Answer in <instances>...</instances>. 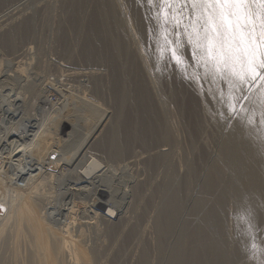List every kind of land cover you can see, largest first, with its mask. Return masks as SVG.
<instances>
[{"label":"bare ground","instance_id":"1","mask_svg":"<svg viewBox=\"0 0 264 264\" xmlns=\"http://www.w3.org/2000/svg\"><path fill=\"white\" fill-rule=\"evenodd\" d=\"M71 1L74 4H70V5L68 4L69 7L73 5L72 7H76L79 12L83 11L81 5L86 0H71ZM149 2L150 4L153 3L152 0H149ZM103 4H105V2H103ZM138 4L142 5L143 7H145V5H149L147 0L145 1L140 0ZM105 5L109 6V3ZM8 6L6 8L10 10ZM104 6H103L104 10L108 8V7L105 8ZM148 7L149 6H147V9L146 8L144 9L147 12L149 11L148 9L151 8ZM141 8L140 10H142ZM111 9H116V8L115 6H113L111 7ZM109 10L110 8H108L107 11ZM1 12L2 15L3 11ZM147 12L145 13L144 11L145 14H147ZM6 15L4 14L3 16L6 17ZM144 15L142 16L145 19ZM148 15L147 17H150ZM117 16L119 17L118 14ZM117 16H115L117 20H115L114 18L116 22L113 21L112 23H114V25L113 24L112 25L118 26L119 30L109 29L110 32L106 30V33H104V32H96L94 29L95 32L93 31L89 33L88 31L87 38L83 36L85 37V39H87L86 41L87 45L84 49L85 52L84 54L87 59L89 58L91 59L92 57H94L92 56L93 54L100 55L101 53H103L102 48L96 47L97 46L96 44L102 42L101 38L104 36V34H107V32H108V37H110L111 39L110 41L109 40L107 41L111 42L110 46L113 47L111 49L108 48L109 50H107L110 54V59L115 63V61H118L117 57L120 58L119 56L121 54H124L126 58L125 56L122 55L120 59H122L123 57L126 60L129 59L127 57L128 54L130 53L128 52L129 45L126 42L127 36L124 33L126 31L123 32L122 29L123 27V22L121 21L122 17L121 18L119 17L120 18L119 19L117 18ZM100 18L102 17L100 16ZM94 19L97 18H93V20ZM104 22L105 21H103L102 23ZM140 22L142 23V21ZM22 24L13 26L8 31L7 33L8 35L0 39L4 47L10 50V52L12 51L11 52L12 54L14 53V56L12 57L13 59H15L16 57L17 58L21 57L27 53L26 48L28 45L27 46L25 45L24 42L25 39L23 37L22 32H24L25 34V31L27 30L32 31L34 29L33 20L27 22L26 24L24 23V25ZM105 25L107 27V25L110 24L104 23L103 26ZM143 26L144 25L142 24L141 27ZM150 26L152 27V24ZM149 27L148 29H151V27L150 28ZM145 28H143L144 33L146 31ZM120 29L122 30L121 32H119ZM28 36L29 35H27V37ZM104 38H103V42H104ZM146 38L147 40H149L148 41L149 49L153 55L152 57L155 68L160 76V74H162L161 73L162 68L165 67L163 66V64H164V59L166 58L167 46L165 45V42H163L160 39L158 34L156 35L155 33L148 34L146 35ZM124 41L125 44H123ZM68 51L69 50L67 49V52ZM15 53H19V54H15ZM129 57H131V55ZM12 58L11 60H13ZM1 62L2 61H0V65L2 64ZM121 63L122 62L119 61L120 65ZM126 63L129 62L127 61ZM122 68H124V66ZM169 68L171 69V66ZM114 71L117 73L116 70ZM126 73H124L123 75L125 76ZM129 74L127 75L129 76ZM118 75L120 74H115L114 77L115 76L118 77ZM12 76H14V74L10 72L6 73V70L3 71L0 70V83L3 85L0 87V95L3 94L2 100L4 101V105L0 104V107L2 106L1 109L4 107V114H6L5 117L7 118V119L3 118L4 122H6V120L11 122V119L13 120V118L15 117H16L15 119L20 118L23 116L25 112L29 110L25 107L27 105L24 104L25 101L28 99L26 96V93H28L27 92L28 89L26 90L24 89L29 88V90L31 91L36 85L34 80L27 79L25 80V84L23 85L21 84L22 86H20V90L14 92L15 86L12 83V81L14 82V80H10L12 79ZM15 77L17 78V75ZM145 77L146 76H144L143 78L146 80ZM18 78H20V76H18ZM118 79H116L114 82V90H113L114 96L116 98L117 108L116 106L114 107L116 108V112L112 115V117L109 120H105L104 119L105 116L103 117L102 115H99L100 113L99 114L96 113L97 116H92L91 114H84L83 116H75L76 119L78 120L77 126L68 127L66 125L67 121L65 120L66 117L64 115V112L63 113L57 112V110L55 109L56 106L54 107V105H52L53 103L51 104V107L50 106L48 107L51 110L46 109V106H44L45 104H48L50 102L48 101L49 99L47 98V94H46L47 90H45V88L43 87L41 89L42 92L38 93L37 96L35 95L36 97L34 96L35 103L38 104V107L40 108L39 110L36 107V109L39 111L37 112V114L43 115L44 121L42 123L43 124L42 126L36 128L33 132L30 133L31 136H33L34 138L33 144H30L29 146H27V148H24L23 141L25 139V136L26 135L28 136V132L24 133L23 135L20 131L15 132L14 134H11V132L9 131L4 132L3 128L5 124L2 127V124L4 122L2 123L0 121V175L3 176L4 179L3 182L4 189L2 188L3 190H0V196L2 197L1 206L6 214L5 220H7L6 222L8 221L10 222L9 223L10 225H6L7 227L9 226V228L8 229L5 228V230L6 229L8 230V232L5 231L7 232V234L4 232L7 236L4 234V238L6 236V239H4L5 247L2 256H5V258L0 262V264H10L8 256L14 255V253L12 252L13 250L12 237L14 236L15 232H16L15 236H17V234L19 235L20 226H21V223L19 222L23 221L24 216L30 213V210H34V208L37 209L39 206L38 202L35 199L33 200L32 198H30L26 200L25 196L26 193L28 192V189L30 188V185L34 184V182L35 184L38 183V181L34 179L42 180V174H38L37 176L31 178L36 173L35 169H37V171L41 173L44 172V170H46L49 164H52V161L47 162V160H42L41 158V155L43 156L42 150L45 147L50 146L49 151L50 152L52 151L51 157H54L57 151L54 149H59L58 146H60V144L61 146H66L65 144L69 143L68 147H70L71 149L70 148L67 149V147L66 148L64 147L63 153L67 152L64 154L68 156L70 155V157L72 158L74 155H81L82 149L85 148L84 146L85 142L89 140L90 137H92L94 134L96 133L101 134V132H102V137H108V139L110 138L111 141V146L109 147L111 152L108 153L109 155H111V158L110 157L108 158L109 162L106 165L103 166L101 165L99 170L93 176L88 177V176L77 175L76 177L70 178L69 180H64V183L61 187L65 190V193L61 192V194L62 193L66 194L65 196L69 197L70 201L66 202L67 201L66 200L65 201L66 204L62 203L63 205L61 206L54 204L59 201H56L54 203L50 202L48 207L45 208V210L49 209V214L51 216L57 213V215L59 214L61 216H65V218H68L69 222L68 221H67L68 223L65 222L66 224L60 227V229L55 230V232H48L47 235L51 233L50 234L51 236L50 235L48 236L49 240L45 239L42 242V245H44L46 242L50 241V243L47 244L46 246L47 248L46 253L48 254L47 257L44 259V264H56L54 256L56 255L62 256L63 255L62 252H64L65 249H67L68 252L69 245L70 244L72 245V242L74 241H78L79 234L84 231L83 222L80 219L81 217L78 216L79 215L78 201H81V203L85 206L84 213L89 212V214H92L94 216L103 217L101 211H106V206L108 204H112L117 209L116 215L118 216L122 213L121 209L124 208L126 203H127L126 209H128L131 206V209H133L135 212L134 217L124 216L122 218H118L117 222L116 223L114 222L115 225L113 224L111 226H108L109 228L106 227L104 229V232L102 234L103 236H101V238L105 243L102 242L103 243L102 245L101 243L98 244L95 250L93 251L94 262L90 261L88 251L85 250L84 248H80L79 255L82 264H96L98 259H100V256L106 254L108 250L109 251L111 250L112 253H115L116 250L115 252L112 251L114 248L115 249L117 248L116 258L118 256H128V254L130 253L129 250L131 246H135V245H139L140 246L139 248L141 250L139 252L140 260L138 264H150L151 256H153V254L155 253L152 252L153 246L151 245V241H149V239L146 237L145 228L147 227H145L144 221L146 215L147 214L150 215L152 213V212L150 213V211L153 210L156 211V216L154 217V225H155L154 227L156 228L155 231L157 234V238H156L157 250L159 251V256H161L162 264H264V80H260L259 78H257L255 81L244 82L245 87H247L248 89H245L247 90L246 92L242 91V93H240V95L243 94L242 96L243 100L240 106L241 110L236 115H234V118L227 120V123H225L226 125H224L223 123V125L226 126L227 131L222 135L220 141H218L219 142L218 157L212 161L213 164L211 165L210 169H208L207 175L205 179H203L204 180L203 183H201V186L203 184V186L201 187L203 191L200 193L197 192L198 194L196 196L190 198L189 193L187 192L186 194L185 192L184 189L185 185L183 184L184 185L183 186L182 181L180 180V178L182 179V177L179 176L180 167L178 166L179 164H177L178 161L177 147L179 144V138L176 134L177 131L175 132L173 129L174 127L172 128L171 126L173 122L172 124H170L169 122L170 118H168L169 117L168 113L158 108L159 106L158 107L156 106L154 99L150 95L146 82L143 83L142 85H140L137 82L140 85L137 86L134 82L135 80L133 79L134 82L133 85H135V87L133 85L131 86L127 84L129 90H132L130 91L132 94L131 97L130 96L131 94L129 95L126 94L125 92L126 89L127 91H129L128 88L126 87L127 85H125L126 82L120 81V77H118ZM218 79L219 78H217V80ZM142 82H144V80H142ZM215 84H213L214 85L213 87H215ZM129 86L134 87V90L133 88L130 89ZM175 86H172L173 88H171L172 89L171 92L172 95L177 96L178 90L176 89ZM241 86L243 87V85ZM220 89H222V87ZM225 89L227 90L226 86ZM240 89L243 90V88ZM217 90L215 91L217 92ZM228 91H230L229 88ZM230 94L233 95L235 93L233 92ZM67 95L68 93H65L66 99L68 97ZM129 97L131 99H134L136 104V106L135 105L134 106L136 108L134 112L127 111L125 113L123 107L125 106L124 103L126 102L127 99H129ZM231 97L230 99L233 98ZM230 99L228 100L230 101ZM237 99L239 100L241 98H237ZM229 101L227 102L230 103L231 101L230 102ZM232 101L234 104V100ZM62 107L63 104L61 108L59 107L57 108L59 109L58 111H60ZM233 107L231 109L235 108ZM8 113H12V115ZM20 113L23 114L19 115ZM196 114H194V116ZM222 117L225 118L223 115ZM202 124H203L202 122L198 123L197 125L198 131L195 134H193L194 135L193 138L195 137V135L198 136L197 135L198 133H202L200 132V129L202 128ZM102 125L105 126L104 132L103 130L101 131ZM80 126H85V129L83 130L82 127ZM66 131H70V132L72 131V133L73 131L74 133L79 132L83 135L80 136V139L78 138L70 141L68 139L69 137L68 138L65 137ZM50 133L56 137L53 139V144L48 143L43 139L45 135ZM85 135H87L88 137L86 139L84 138L85 141L84 143H82L83 140L81 139ZM74 151L75 154L73 155ZM29 153L30 156H28ZM139 164H142L144 166L145 171L148 174L146 179H141L139 177L130 179L127 182L126 186L121 188L122 191L118 193L119 196L114 197L112 194L113 193L112 178H113V173L116 171V169L121 166L127 167V166H135ZM177 166L179 168H177ZM194 169H196V167ZM186 180H185V184L188 185L190 182L187 184ZM107 181H112L111 182L112 185L110 186V190L104 191V189L101 188V186H104V182ZM185 188L187 187L185 186ZM129 197H131L133 201L128 207L129 202H127V199H129ZM227 200L233 202V204L236 207L232 217H229L226 212ZM62 202H64L63 199ZM98 211L100 212V214ZM46 212L47 211H45V214H48ZM79 213H81V210ZM228 221H231L232 225H229L227 223ZM14 223L17 224L16 227H14ZM46 224L44 223L45 226ZM42 225L41 227H44ZM232 226L233 228H231ZM38 227H40V224H38ZM47 231L45 230V232ZM39 233L38 235L40 238L41 234ZM45 234H42V236ZM35 235H37V233ZM34 239L35 241L36 239L38 241V238H34ZM43 239L41 237L40 240L42 241ZM107 240H109V242L111 240V242L107 243ZM35 241L33 243H35ZM41 241L38 242H40L41 244ZM37 245H35L34 248L38 249ZM29 246L30 245H28V247ZM70 251H72L71 248ZM112 253L111 256H114L112 255ZM30 254H31L30 256H34L32 251ZM156 255L158 254L156 253ZM64 257L66 256H63V258ZM32 261L34 262L35 260ZM37 264H39V262ZM69 264H74V262L72 263L69 262Z\"/></svg>","mask_w":264,"mask_h":264},{"label":"rangeland","instance_id":"2","mask_svg":"<svg viewBox=\"0 0 264 264\" xmlns=\"http://www.w3.org/2000/svg\"><path fill=\"white\" fill-rule=\"evenodd\" d=\"M68 1L67 0H32V1L31 0H0V10L3 11L2 15H1L2 12L0 11V39H2V37H6V35H8L7 34L8 31L13 26L20 25L22 23H23L22 25H24V23L26 24L27 22H30L31 20H33V24H34V29L32 31L27 30L25 31V34L24 32H22L23 37L25 39L24 40L25 45L26 46L28 45L27 48L25 46L26 52H27L25 55L18 57V58L16 57L15 59H13L12 57L14 56V53L12 54L11 53L12 51L10 52V50L6 49L3 43L0 41V61H2L1 62L2 64L0 65V67L2 68H0V70L2 71L6 70V73L10 72L14 74V76H12V79H10V80H14V82L12 81L13 85L15 86L14 92L19 91L20 86L25 84V80L27 79L34 80V82L36 83L33 90L30 91L29 88L24 89V90L28 89L27 90L28 93H26V96L28 99L25 101L24 104L27 105L25 107L29 110L25 112L24 114L20 113L19 115L23 114L22 117L17 118V119H15L16 118L15 117L13 118V120L11 119V122L7 120L6 122H4L3 118H6L5 117L6 114H4V107L2 109H1L2 106L0 107V121L2 123L4 122L2 124V127L5 124L3 131L4 132L9 131L11 132V134H14L15 132L20 131L22 135L28 132V136L26 135L23 141L24 148H27V146L34 143L33 142L34 138L33 136H31L30 133L33 132L36 128L42 126L43 125L42 123L44 121L43 115L37 114V112H39L37 109L40 110V108L38 107V104L35 103V97L38 95V93L42 92L41 89L43 87L45 88V90H47L46 94H47V98L49 99L48 101L50 102L44 105L46 106V109L51 110L48 107L49 106L51 107V104L53 103L52 105H54V107L56 106L55 109L57 110V112H62V113L64 112V115L66 117L65 120L67 121L66 125L68 127H72V126L74 127L78 125V120L76 119L75 116H83L84 114H91L92 116H97V114L100 113L99 115H102L103 117L105 116L107 118L106 119L104 117L105 120H109L112 117V115L116 112V108H117L116 98L114 96L113 90H114V82L116 79H118V77H120V81L126 82L125 85L128 84L132 86L133 83L135 82L137 86H140L146 82L150 95L154 99L156 106L157 107L159 106L158 108L168 113L169 115L168 118H170L169 122L170 124H172L173 122L171 126L172 128L174 127L173 129L175 132L177 131L176 134L179 138V144L177 147V152H178L177 160L179 162L177 161V164H179L178 166L180 167L179 176H181L183 179L182 180L180 178V180L182 181V185L184 184L187 187L185 188V186L183 185L186 194L188 192L190 198H193L198 193L202 192L203 189L201 187L203 186V184L201 186V183H203L204 181L203 179H205L208 169H210L211 165L213 164L212 161L218 157V152H219V142L218 141H220V138L222 137V135L227 131L226 126L224 125H226L225 123H227V120L234 118V115H236L241 110L240 106L243 100L242 99L243 94L240 95V93H242V91L246 92L247 90L245 89H248V88L245 87L244 83H239L240 85L237 84L236 87L230 89L228 87L229 84L227 81L225 80L223 81V79H220V78L217 80L218 77L216 78L211 73L206 72L202 64H198L197 61L193 59L192 48H191L192 46L187 42V35L185 31L186 26L189 25L190 23V16L194 15L191 12L190 4L187 3V0H182V1L177 0V3L173 8H166L164 11H162V6L160 5L161 0H154V1L152 0L153 2L152 4H150L149 0H147L149 5H145V7L138 4L140 0H135V1L134 0H113V1L111 0L112 2L109 0H108L109 2L107 0L105 1L104 0H101V1L100 0H86L81 5V7L83 8L82 9L83 11L79 12L76 7H72L73 5L69 7L70 4H74V3L71 0H70L71 2L70 1L68 2ZM102 1L105 2V4L109 3V6L103 4ZM135 2H138V3H135ZM7 6L10 8L11 11L8 8H6ZM103 6L105 8L107 7L110 8V10L107 11L108 8L104 10ZM113 6H115L116 9H111V7ZM140 6L143 8H141ZM147 6H149L148 8L151 7L150 9L152 8L153 9L152 10L148 9L149 11L147 12L146 10H144L145 8L147 9ZM140 8L143 11L140 10ZM3 9L5 10V13ZM144 11L145 13L147 12V14H145ZM116 13L119 15L120 18L122 17L121 18V21L123 22L122 29H123V32L126 31L124 33L127 36L126 42L129 45L128 52L130 53L127 56L129 58L128 60L124 59V57L120 59L122 55L125 56L124 54H121L119 56L120 58L117 57L118 61H115L114 63L110 59V54L107 50L113 48L112 46H110L111 42H109L111 40L110 37H108V32H110L109 29L119 30L118 26H113L114 23H112L113 21L116 22L115 20H117L115 17L117 16ZM4 14L5 15L7 14L6 17L3 16ZM142 15L145 16V19L147 18L149 19V20L147 19L148 22L147 20L144 19ZM147 15L150 17H147ZM100 16L102 18H100ZM165 16H167V19L165 18ZM119 17L117 16V18ZM140 17H142L147 24ZM93 18H97V19L93 20ZM100 19L102 20V22L105 21L104 23L110 24V25H107L108 28L106 27V25L103 26L104 23H102ZM176 20H179L180 23L177 24ZM140 21H142V23ZM142 24L144 25L143 27H141ZM151 24H152V27L150 26ZM145 25L147 26L149 25L151 29H148L149 26L147 27ZM143 28H145L146 34L144 33ZM94 29L96 32L106 33V30L108 32L107 34H104V36L102 35L103 36L101 38L102 42H99L98 44H96L97 45L96 47L102 48L103 53H101L100 55L93 54L92 56L94 57H92L91 59L90 58L87 59L84 54L85 53L84 49L87 45L86 44L87 39H85V37L87 38L88 31L90 33V32H93ZM149 30L150 32L151 31L152 32L150 33ZM187 30L191 31V28H188ZM121 31L122 30L120 29L119 32ZM152 33L153 34L155 33V35L158 34L160 39L163 42H165L164 37L165 35H167L168 40H171L174 42L179 40L180 44L182 45L177 50V55L181 56L183 60L182 62L178 63L177 60L173 57L172 51H171L172 48L174 47V44H167L165 42V45L167 46L166 47L167 52H166V58H165L166 60L164 59V64H163V66L165 67L162 68V71H161L162 74H160V76L155 68L153 57H152L153 55L149 49V43H148L149 40H147L146 38V35L152 34ZM27 35L29 36L27 37ZM103 38H104V42H103ZM123 44H125V41L123 42ZM67 46H70V47H67ZM67 49L69 50L68 52H67ZM15 54H19V53H15ZM130 55L131 57H129ZM11 58L15 61L11 60ZM119 61H121L123 64L121 63L120 65ZM127 61L129 63H126ZM123 66L124 68H122ZM170 66H171V69L169 68ZM126 67H127V70H126ZM114 70H116L117 73ZM124 73H126L125 76L123 75ZM115 74H120V75H118V77L117 76L114 77ZM127 74H129V76L131 75L130 76L131 79L129 78ZM16 75H17V78L15 77ZM18 76H20V78H18ZM144 76H146L145 77L146 80L143 78ZM133 79L135 80L134 82H133ZM142 80H144V82H142ZM215 81L218 84L220 83L221 84L218 85ZM213 84H215V87H213L214 86ZM128 85L126 86L127 88H128ZM171 85L172 86L176 85L175 87L178 90L177 96L172 95L171 88L173 87ZM241 85H243V87ZM1 86L3 85L0 83V87ZM133 86L135 87V85ZM220 86L222 87V89H220L221 88ZM225 86L227 87V90L225 89ZM134 87H130V89L133 88L134 90ZM228 88L230 91H228ZM240 88H243V90H241ZM211 90L212 91L214 90V91L212 92ZM215 90H217V92ZM130 91L132 90H129V91H127V89L125 90L126 94H129V95L131 94ZM233 92L235 94L233 95L230 94ZM65 93H68L67 99L65 98ZM213 94L215 95V98ZM2 96L3 94L0 95V104L4 105ZM130 96L132 97V94ZM230 97L232 99H230ZM237 98H241V99L238 100ZM228 99H230L232 103ZM132 100L134 101V99H131L129 97V99H127L126 102L124 103L125 106L123 108H124L125 113L127 111L134 112L136 108L135 107L136 104H135V101L133 102ZM232 100H234L235 105L233 104ZM227 101H229L230 103H228ZM6 102H7V99H6ZM207 102H210V103H207ZM31 104L33 107L31 106ZM62 104H63V107H62L63 110L61 109L60 111H58L59 109L57 108L58 107L61 108ZM230 105L236 111L234 109H231L232 107H230ZM115 106L116 108H114ZM197 106H198V109H197ZM8 114L12 115V113H8ZM194 114L196 115L194 116ZM222 115L225 118H223ZM195 117H197L198 119ZM199 122L203 123L202 124L203 129L202 128L200 129V132L202 133H198L197 134L198 136L195 135V137L193 138L194 136L193 134H195L198 131L197 125ZM80 127H82L83 130L85 129V126H80ZM102 130L103 132L105 131V126L103 125L101 126V131ZM78 133L79 132L74 133L73 131L72 133V131L71 132L66 131L65 137L67 138L69 137L68 139L70 141L78 139V138L80 139V136L83 134L81 133L78 134ZM87 137H88L87 135L82 137L81 139L83 140L82 143H84L85 141L84 138L86 139ZM54 138L56 137L50 133V134L45 135L43 139L46 142L53 144ZM90 139L85 142V145H84L85 148H83L81 151L83 154L81 153V155H74L75 154V151H74L73 152L74 156L72 158L70 157V155L68 156L64 154L67 152L63 153L64 147L65 148L67 147V149L70 148L68 147L69 143L65 144L66 146H61L60 144V146H58L59 149H54V150H57L54 157H51L52 151L51 152L49 151L50 146H47L42 150V153H43V156L41 155L42 160H47V162L52 161V164H49L46 170H44V172H41V173H39V171L35 169L36 173L31 177L33 178L37 176L38 174H42V180L34 179L38 181V183L35 184L34 182V184L30 185V188L28 189V192L26 193V196H25L26 200L30 198H32L33 200L35 199L38 202L39 206L37 209L34 208V210H30V213L24 216L23 221L19 222L21 223L19 235L17 234V236H15L16 234L15 232L14 236L12 237L13 238L12 239V249H13L12 252L14 253V255L8 256L10 264H30V263L37 264L38 262L39 264H44V259L47 257V254H48L46 253V250H47L46 246L47 244L50 243V241L46 242L44 245H42V242L45 239L49 240L48 236L51 233L47 235L48 232H55V230L60 229V227L64 226L66 224L65 222L68 221V218H65V216H61L59 214L57 215V213L51 216L49 214V209L45 210V208L48 207L50 202L54 203L56 201H59L60 203L57 202L59 204L57 203H54V204L61 206L64 203L66 204V202L70 201L69 200L70 198L65 196L66 194H63L65 193V190L61 186L63 185L64 180H69L70 178H74L77 175L88 176V177L93 176L99 170L101 165L102 166L106 165L109 162L108 158L109 157L111 158V155L108 154L111 152L109 148L111 146L110 138L108 139V137H102V132H101V134L100 133L94 134L92 137H90ZM28 156H30V153L28 154ZM178 166L177 168H179ZM195 167L196 169H194ZM147 176L148 174L145 171V168L142 164L135 165V166H127V167L121 166L117 168L116 171L113 173V178H112L113 179V187H112L113 196L114 197L119 196L118 193L122 191L121 188L125 187L127 182L130 179L136 178V177H139L141 179H146ZM185 180L187 184L189 182L190 183L186 185ZM0 182L2 183L4 182L3 176L1 175H0ZM111 182L112 181L104 182V186H101V188H103L104 191L110 190V186L112 185ZM2 183H0V190L4 189L3 187L4 183L3 184ZM61 192H63L62 194L64 195V197L61 194ZM1 198L2 197L0 196V262L4 260L5 258V256H2V253L4 252V247H5L4 239H6V236H7L6 234L8 232L7 229L9 228V226L7 227L6 225H10L9 224L10 222L9 221L6 222L7 220H5L6 214L4 212V209L1 206V203H2ZM62 199L64 202H62ZM132 201L133 199L131 197L127 199V202H129L128 207L132 203ZM81 204H82L81 201H78V205H79V211H78L79 215L78 216L81 217L80 219L83 222L84 231L79 234L78 241H74L72 242V245L71 244L69 245L68 252H67V249H65L64 252H62L63 254L62 256L61 255L54 256L56 264H69V262L71 263L74 262V264H82L80 255H79L80 248H84L85 250H87L90 261L94 262L93 251L95 250L98 244L101 243L102 245L103 243H105L101 238V236H103L102 234L104 232V229L106 227L109 228L108 226H111L113 224L115 225L118 218H122L124 216L134 217L135 215V212L133 209H131V206L128 209H126L127 203L125 204L124 208L121 209L122 213L119 216L116 215L117 209L112 204H108L107 205L108 207L106 206V211H101L103 214V217L94 216L92 214H89V212L84 213L85 206L83 204L82 206ZM235 208L236 207L233 204V202H230L229 200H227L226 212L229 217H232V215L235 212ZM80 210H81V213H79ZM45 211H47L46 213L48 214H45ZM150 213H151L150 214L151 216L147 214L145 217V221H144L145 227L148 228V229L145 228L146 237L149 239V241H151V245L153 246L152 252L155 253L153 254V256H151L150 264H162L161 256H159V251L157 250V242H156L157 234L155 231L156 228L154 227L155 226L154 217L156 216V211L153 210V211H150ZM40 219H42L43 221ZM44 223L45 224L48 223L46 224L47 227L44 225ZM227 223L229 225H232L231 221H228ZM38 224H40V227L41 225L44 227H41L42 228L41 229L40 227H38ZM16 226L17 224L14 223V227ZM5 228L7 229L5 230ZM44 228L46 231L49 229L50 230L45 232ZM231 228H233V226ZM36 233L37 235H35ZM38 233L41 234L40 236L42 237V239L44 238L42 241L40 240L41 237L39 238ZM4 234L6 235L5 238H4ZM42 234H45V235L42 236ZM34 238H38V241H41V244L40 242L37 241V239L35 241ZM34 241L35 243H33ZM108 242L109 240H107V243ZM33 244L35 245L38 244L37 245L38 249L34 248L35 245ZM28 245L30 246L28 247ZM139 247H140L139 245L131 246L129 250L130 253L128 254V256H118L117 258H116L117 248L116 249L114 248L112 250L113 252H115L116 250L115 253H112L111 250L110 251L108 250L109 252L107 251L106 254L100 256V259H98L96 264H138L140 260L139 252L141 251ZM70 248L72 249V251H70ZM31 251L33 252L36 259L34 258V256H30ZM111 253L114 256H111ZM156 253L158 255H156ZM63 256H66V257L63 258ZM32 260H35V261L33 262Z\"/></svg>","mask_w":264,"mask_h":264},{"label":"snow or ice","instance_id":"3","mask_svg":"<svg viewBox=\"0 0 264 264\" xmlns=\"http://www.w3.org/2000/svg\"><path fill=\"white\" fill-rule=\"evenodd\" d=\"M176 3L177 0H161L162 11ZM187 3L194 14L185 29L193 59L206 72L227 81L230 89L257 78L264 80V0H187ZM164 39L167 44H174L172 55L178 63L182 62L183 58L177 55L182 46L179 40H168L167 35Z\"/></svg>","mask_w":264,"mask_h":264},{"label":"built area","instance_id":"4","mask_svg":"<svg viewBox=\"0 0 264 264\" xmlns=\"http://www.w3.org/2000/svg\"><path fill=\"white\" fill-rule=\"evenodd\" d=\"M56 99V98H55ZM51 100V99H50ZM53 100V99H52ZM52 102V101H51Z\"/></svg>","mask_w":264,"mask_h":264}]
</instances>
